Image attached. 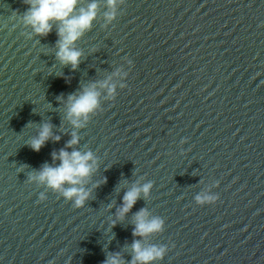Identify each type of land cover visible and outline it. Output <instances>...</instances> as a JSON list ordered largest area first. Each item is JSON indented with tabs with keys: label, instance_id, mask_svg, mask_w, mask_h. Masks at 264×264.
I'll list each match as a JSON object with an SVG mask.
<instances>
[{
	"label": "water",
	"instance_id": "95a60500",
	"mask_svg": "<svg viewBox=\"0 0 264 264\" xmlns=\"http://www.w3.org/2000/svg\"><path fill=\"white\" fill-rule=\"evenodd\" d=\"M96 2L73 69L56 56V24L37 35L26 0H0V264H131L141 239L167 249L150 264H264V0H116L111 21ZM93 83L99 106L75 128L68 96ZM44 123L60 139L35 151ZM65 148L97 161L81 206L31 178ZM206 192L219 199L198 204ZM141 209L163 230L134 236Z\"/></svg>",
	"mask_w": 264,
	"mask_h": 264
},
{
	"label": "clouds",
	"instance_id": "9594fccd",
	"mask_svg": "<svg viewBox=\"0 0 264 264\" xmlns=\"http://www.w3.org/2000/svg\"><path fill=\"white\" fill-rule=\"evenodd\" d=\"M29 5L23 15V22L30 26L37 35H47L52 31L53 25L56 24L57 51L56 56L62 64H70L75 69L83 55L82 51L75 47L76 42L83 36L85 31L91 28L93 20L97 16L98 3L91 0L86 7L77 8L80 0H26ZM108 7L111 11L106 12V18L111 21L116 15V0H107ZM131 63V61H130ZM107 89L108 94H114L115 86L109 81H104L100 85ZM99 92L95 83L85 86L78 94L73 93L67 99V119L75 128L83 127L89 116L99 106ZM59 140V136H53L52 126L44 123L29 143L30 147L39 151L40 148L49 139ZM79 135L73 131L72 138L67 142V148L79 143ZM53 160H58L59 164L50 166L45 164L43 168L31 177L48 187L62 191L65 198L72 199L76 206H81L90 196V190L81 187L91 173L96 168V158L91 151L82 152L80 150L67 151L61 149L59 152L52 154ZM219 184L215 181L213 186ZM67 185V186H66ZM98 186V185H97ZM152 185L145 183L143 185H134L128 190L123 197V205L118 210L117 216L123 219L126 213L133 207L141 194L147 196ZM40 200L46 199L45 194H40ZM219 199V194L203 193L196 197L198 204H213ZM135 227L133 235L141 238L163 230L164 221L160 217L149 218L146 209L139 210L134 217ZM113 220L112 224L115 225ZM163 246L150 245L145 246L141 240H135L131 245L133 253L131 264H150L163 257L166 252ZM105 264H123L119 255L110 256Z\"/></svg>",
	"mask_w": 264,
	"mask_h": 264
}]
</instances>
